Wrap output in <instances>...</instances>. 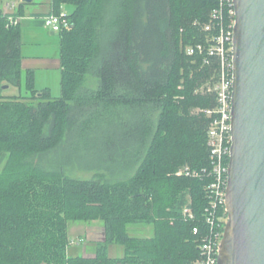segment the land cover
<instances>
[{
	"label": "trees",
	"instance_id": "1",
	"mask_svg": "<svg viewBox=\"0 0 264 264\" xmlns=\"http://www.w3.org/2000/svg\"><path fill=\"white\" fill-rule=\"evenodd\" d=\"M216 3L50 0L49 13L72 6L71 28L58 32L59 97L36 89L32 70L23 77L20 25L8 18L22 15L24 1L0 12V159L8 155L0 173V264H194L200 257L210 229L212 117L205 110L215 106L206 92L215 65L185 48L205 42ZM24 80L28 94H5L4 85ZM123 108L129 119L119 117ZM99 122L107 174L75 179L31 161L44 160L41 153L60 147L72 128L82 140L84 126ZM219 213L225 217L223 207ZM97 219L105 238L94 255H69L67 222ZM137 223L152 224L153 235L130 236L127 226ZM111 243L123 246L122 256L108 255Z\"/></svg>",
	"mask_w": 264,
	"mask_h": 264
},
{
	"label": "water",
	"instance_id": "2",
	"mask_svg": "<svg viewBox=\"0 0 264 264\" xmlns=\"http://www.w3.org/2000/svg\"><path fill=\"white\" fill-rule=\"evenodd\" d=\"M233 6L226 221L216 264H264V0Z\"/></svg>",
	"mask_w": 264,
	"mask_h": 264
},
{
	"label": "rangeland",
	"instance_id": "3",
	"mask_svg": "<svg viewBox=\"0 0 264 264\" xmlns=\"http://www.w3.org/2000/svg\"><path fill=\"white\" fill-rule=\"evenodd\" d=\"M21 2L22 0H0V10H4L6 3H14L16 11L19 9ZM47 4L48 0H32L30 2H24L21 6L22 14L27 16L32 11H43L47 8ZM63 10L70 12L72 6L66 5L63 7ZM31 27L32 26L27 23L21 25L23 31L22 53L28 54V56H42L43 60L38 63L41 64L39 65L40 69L36 70V75L39 76V83L42 81H50L52 95L58 96L60 95V85L56 86L57 73L56 69L52 66V61L55 60V58L59 60V33L55 32L54 35H49L48 32L51 29L45 25H38V29L36 28V30ZM48 63L50 64L49 67H51V71H49L50 76L46 73V70L43 67L44 65L48 66ZM22 74L24 77V70L22 71ZM87 81V84L91 86L90 88H96L98 81L96 78L87 76ZM7 86L8 88L5 89L6 95L28 94L25 87V80L20 87L13 85ZM56 88H58L57 91ZM125 110V108L119 110V112H121V116L119 117H121L122 120L129 119V114H131L129 109ZM132 111V114L135 113L136 115V111L133 109ZM99 124L100 125L95 128L93 125L84 126L86 128H83V130H86V134L83 135L86 136L82 137V140L76 135V133L79 132V129L72 128V130L69 131L70 135H68L60 147L58 146L55 150L41 153L42 155L39 154L40 156H43L42 158H44V160H38L37 162L36 160L31 161L34 164L37 163L38 166L42 165L41 167L48 173L50 171H57V173L75 179H88L96 172L104 171L105 174H107L104 170L108 166V163H106L108 160H104L106 158H104V155L107 151L103 149V146H100L104 139L103 136H105L102 134L101 127L105 130L106 125L104 122H99ZM109 130H107L108 133L110 132ZM39 155H37V157H40ZM7 159V154L1 157L0 173L5 166ZM48 162H51L53 165L49 166ZM127 232L130 236L134 237H150L153 235V226L152 224H129L127 226ZM67 237L70 241V246L67 248L69 255L93 256L97 245L102 243L105 238L104 224L99 219L89 221L70 220L67 222ZM123 253L124 248L122 245L116 243L108 245L109 256L120 257Z\"/></svg>",
	"mask_w": 264,
	"mask_h": 264
},
{
	"label": "built area",
	"instance_id": "4",
	"mask_svg": "<svg viewBox=\"0 0 264 264\" xmlns=\"http://www.w3.org/2000/svg\"><path fill=\"white\" fill-rule=\"evenodd\" d=\"M203 30L206 32L204 43L186 46L188 55L203 54L204 63L215 65V81L208 85L206 92L214 95L215 106L205 110L212 117L207 129V146L211 164V181L208 184L209 204L205 210V221L210 229L199 243L200 257L194 264H216L220 241L222 239L225 217L220 215V208L225 211V189L231 145V94H232V37L234 26L233 0H216ZM9 24H16L17 19L9 17ZM42 22L53 32L71 28L68 12L63 8L58 14L48 13ZM188 173V172H186ZM185 216L192 217L188 206L184 207ZM197 227L193 233H197Z\"/></svg>",
	"mask_w": 264,
	"mask_h": 264
},
{
	"label": "crops",
	"instance_id": "5",
	"mask_svg": "<svg viewBox=\"0 0 264 264\" xmlns=\"http://www.w3.org/2000/svg\"><path fill=\"white\" fill-rule=\"evenodd\" d=\"M46 7L47 8L45 10H43V11H32L27 16L22 14L21 16L16 18L17 19L16 21L20 25V30H21V53H22V34H23V31L21 29V25L23 23H27V24L32 26L31 28H35V30H36V28L38 29V25H42L43 26L44 24L42 22V17L50 12V9H51L50 0H48V4H47ZM0 12H2V13H13V12H15L14 3H6V6H5L4 10H0ZM54 33L55 32H53L52 30H50L48 32L49 35H54ZM38 34H40V33H38ZM59 42H60V36H59ZM59 42H58V55H59ZM42 60H43V58L40 55L28 56V54H23L22 53L21 69H22V71L23 70L24 71H26V70H32L33 71V73H34V86H35L36 89H38V90H47L52 97H59L61 95V87H60V95L55 96V95H52L50 81H42V82L39 83V76L36 75V72H37L36 70L40 69L39 65H41V64H38V63H39V61H42ZM49 66H50V64L48 63V66L44 65L43 67L45 68L46 73L50 76V74H49L50 72L49 71H51V67H49ZM52 66L54 67V69H56V73H57L56 74V86H59L60 85V70H61V68H60V60L55 58V60L52 61ZM87 83H88V81H86V85L89 86V84H87ZM89 87H91V86H89ZM6 88H8V86ZM57 89L58 88H56V91H57Z\"/></svg>",
	"mask_w": 264,
	"mask_h": 264
}]
</instances>
